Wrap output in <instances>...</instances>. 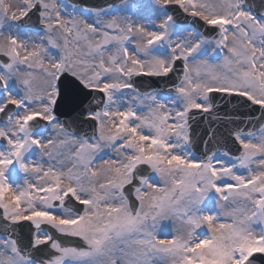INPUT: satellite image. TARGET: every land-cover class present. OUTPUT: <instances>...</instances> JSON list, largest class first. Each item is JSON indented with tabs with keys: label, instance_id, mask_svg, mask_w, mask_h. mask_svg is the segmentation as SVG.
<instances>
[{
	"label": "snow or ice",
	"instance_id": "snow-or-ice-1",
	"mask_svg": "<svg viewBox=\"0 0 264 264\" xmlns=\"http://www.w3.org/2000/svg\"><path fill=\"white\" fill-rule=\"evenodd\" d=\"M153 4L146 24L0 0V264H264V0ZM177 62L172 95L136 88ZM77 90L102 94L90 133L57 115ZM198 116L235 125V154L211 125L193 150Z\"/></svg>",
	"mask_w": 264,
	"mask_h": 264
},
{
	"label": "water",
	"instance_id": "water-1",
	"mask_svg": "<svg viewBox=\"0 0 264 264\" xmlns=\"http://www.w3.org/2000/svg\"><path fill=\"white\" fill-rule=\"evenodd\" d=\"M78 5H84L88 7H98L103 8L112 4H117L119 2L125 0H69ZM257 6L259 5V0H255ZM172 13L175 19L178 22L189 23L195 22L204 33L208 36H214L215 33L210 30H205L200 22L193 20V18L187 16L180 10L179 8L172 9ZM30 26L40 27L39 21L37 17H33L29 22ZM182 65L177 62L176 72L175 74H170L169 77H148V76H138L133 77V82L136 87L140 88L143 91H153L155 89H159L165 93L173 94L170 92L172 85L177 82V76L181 74ZM141 78H146L151 80L149 84H142ZM219 96L220 94H216ZM102 94L99 93H90L88 90H77L74 95V98L71 103H64L57 108V115L59 119L64 122L67 126H69L71 131H74L79 134L90 133L92 127L94 126V122L87 118V114L89 111L95 109L97 105L94 103L95 99H100ZM219 108L217 111L220 115H224L225 113H232L239 106L236 104V101L233 99L230 103L226 100H218ZM240 111H246L245 109L240 108ZM258 114V113H257ZM1 120H3V116H1ZM209 125L216 128L217 137L219 138V144H209V148H219L220 151L227 150L235 154V145L231 139L228 138L227 133L231 127H235V125H227L225 126L223 123L218 121H214L212 119H205L204 116H198L196 118L195 123L193 124L194 131V143L192 145L193 149L200 155L203 154V140L206 139V133L208 131ZM2 211V210H0ZM26 225L24 228H17V233L21 235V237L27 241V238L30 234V226L28 222H24ZM70 243H76V241L71 240L68 241Z\"/></svg>",
	"mask_w": 264,
	"mask_h": 264
},
{
	"label": "bare ground",
	"instance_id": "bare-ground-1",
	"mask_svg": "<svg viewBox=\"0 0 264 264\" xmlns=\"http://www.w3.org/2000/svg\"><path fill=\"white\" fill-rule=\"evenodd\" d=\"M60 2L63 4L64 10L67 13H72L73 8H70L69 6H67V4L65 3L64 0H60ZM133 4H135L136 7H133ZM103 8H105V7H103ZM113 8H115V7H113ZM79 9H81V7L78 8L77 10H79ZM115 9L116 10H111L113 15L128 16V17H130L133 20H139V21L144 22L146 24L149 21L156 20L157 12H158L157 8L153 4V1H151V0H132V1H128V2H125V3L121 4V5H119L118 8H115ZM77 15H79V12H77ZM89 18H91V17H89ZM176 23L178 25H180V26L191 28L194 31L198 30V31L204 33V30H202L200 28V26L198 27V25L195 22L179 23L176 20ZM149 26H151V25H149ZM30 27H32L33 30H37L39 28L37 26H30ZM208 58L211 59L212 57L209 56ZM125 91L128 92L130 90H125ZM141 92H143V91H141ZM160 94H161L162 97H168L169 96V95H165V94H162V93H160ZM0 121H2L1 120V115H0ZM0 144H2V143H0ZM16 179H19V176H17ZM212 207H215V206L212 205Z\"/></svg>",
	"mask_w": 264,
	"mask_h": 264
},
{
	"label": "rangeland",
	"instance_id": "rangeland-1",
	"mask_svg": "<svg viewBox=\"0 0 264 264\" xmlns=\"http://www.w3.org/2000/svg\"><path fill=\"white\" fill-rule=\"evenodd\" d=\"M65 1V3L67 4V6H69L70 8H76V9H78V8H84L85 6H79V5H76V4H73V3H71V2H69V1H67V0H64ZM129 1H132V0H129ZM151 1H153V0H151ZM126 2H128V1H126ZM123 3H125V2H123ZM123 3H121V4H123ZM121 4H118V5H114V6H111V7H107V8H110V10H116L115 8H118V6L119 5H121ZM73 6V7H72ZM113 7H115V8H113ZM85 8H88V7H85ZM137 88V87H136ZM155 91H157V92H160V93H162V94H165V95H167L166 93H164V92H161V91H158V90H155ZM144 92V91H143ZM0 143H2L3 144V141H0ZM198 154V153H197Z\"/></svg>",
	"mask_w": 264,
	"mask_h": 264
}]
</instances>
